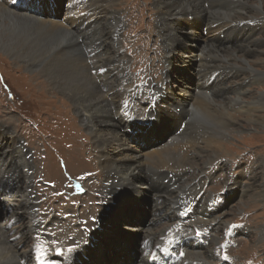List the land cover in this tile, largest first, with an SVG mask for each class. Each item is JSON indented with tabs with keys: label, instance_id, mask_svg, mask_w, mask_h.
Masks as SVG:
<instances>
[{
	"label": "rangeland",
	"instance_id": "1",
	"mask_svg": "<svg viewBox=\"0 0 264 264\" xmlns=\"http://www.w3.org/2000/svg\"><path fill=\"white\" fill-rule=\"evenodd\" d=\"M4 1L6 2L8 0H3V2L0 3L4 4ZM37 1H39V4H36ZM62 1L63 0H32V4L28 7V11L35 15L41 14V16L47 17L51 14L55 19H58ZM91 1L96 2L94 0ZM113 1L114 2L108 6H106L105 3H99L103 10L99 18H95L89 14L88 5H82L78 14L87 11L88 15L84 19H79L77 14L74 19L67 20L70 23L64 22L69 12L68 6L65 5L63 13L59 16L58 21L66 25L70 30L77 28V25L73 23L88 24L89 26H94L97 23L99 26L97 31H101V34L106 33V35H102V37H107H103L105 41H89L85 28H80L79 31L73 32V39L76 38L75 40L82 41L79 45L84 53L86 51H101V54L95 59L92 57H85L87 64L110 59L119 60V52L122 51V53L125 54V59L127 60L121 64L126 70L118 75L119 72H117V69L109 67L110 71L107 76L109 77V85L115 84L118 90H115V92L123 96L126 95L124 103L129 107V103L132 102L130 101L132 99V93L129 91L127 95L129 89L127 85L131 86L133 84L142 85V83H149L148 85L153 86L164 79L166 64L164 61L165 50L162 41L166 40L161 34V25L157 15L158 10L155 8V0ZM257 2H261L264 9V0H212L208 3L207 8L204 7L209 12L215 11L217 13L212 17H217L218 19L223 18V20H229L230 18V22H228L229 26H227L229 30L227 34H225L223 41L255 42L251 43L249 46L251 48L250 50L256 51L255 54H249L246 58L251 60L250 62L253 61V63H251V66L254 67L253 69L264 72V13L257 14L254 11L255 8L253 6L257 4ZM8 8L11 9L9 6ZM17 10H15L16 14H19L20 10L23 11L21 8ZM165 10H167V8H165L164 11ZM119 16L121 18H119ZM18 17L19 16H16V18ZM211 20L212 19L206 16L202 18L203 23H198L196 20L189 19V22L192 23L194 28V35H192H198L200 32V39L214 37L215 35L208 36L207 30L203 31L200 28L205 27V22ZM1 22L2 25L4 24L3 26H5V28L8 26L10 27L11 23L7 19ZM223 23L227 24V22ZM23 27L25 29L20 28L22 30L21 32H27L26 34L29 36L28 41H25L26 43L33 45L37 49L39 47L44 53L50 50L51 45L48 43H51V41H47V39L42 41L38 38V34L44 36V32L41 31V28L37 27L35 23L24 24ZM118 27H120L119 36L114 39V30ZM197 27L198 30L195 29ZM97 31L94 30L95 33H97ZM218 31H221V29ZM90 33L91 30H88L87 34L89 35ZM189 36L190 35H187L185 39L188 43H191L194 39ZM222 36L221 34L220 37L222 38ZM85 41H88V43L86 44ZM235 46L236 42H234L232 47L235 49L233 50L235 55L237 57L245 56L243 53L244 50L242 51L239 47L235 48ZM22 51L25 52L24 49H22ZM211 53L213 52L211 51ZM228 53L227 51H225V53L223 52L224 56L227 55L226 57L229 56L231 58V52ZM230 58L227 62L230 63L229 65H226L227 63L224 60L221 61L219 58L214 60L217 64L216 67L225 70V72L221 71V73L228 75L225 84L220 86V88L235 87L236 84H239L241 85L240 90H242V93H240L239 90V93L236 92V94L247 101H254V98H257L260 93H264V79L259 81V79L251 78L248 83L246 79H243L248 76V71L245 70L244 63L240 58H236L232 65V60ZM178 62L179 60L176 58L175 64L172 67V83H177L179 80V73H183L180 62ZM28 63L31 62L23 58H12L9 53L0 49V133L3 134L5 128H8V130L14 132L16 137L22 141L25 148L30 152L29 155L26 156V160H28V163L32 167L34 162L31 178L33 182L32 189L36 194L37 201L35 207L37 211L36 217H38L40 222H45L41 220L46 217L44 216L45 213L42 212V210L39 213V210L42 208L41 204L47 202V207L49 209L47 211L52 210L56 212V215L54 214L51 220L59 221L58 228L55 229L56 232L53 231L54 234L50 236V238L53 237L49 242L50 245L54 250H60L64 245H68L65 248L66 250H73V248L77 246V239H80V235L76 236L72 235V233L74 231L79 233L81 231V226L86 225L91 227L93 225L92 222L95 221L96 218L104 217L102 228L105 229L108 226L115 228L114 231L119 232V238L115 236L114 242L111 237H108L107 241L103 244L105 249H101L99 254L96 251L93 259L90 256L91 262H93V264H118L120 262L130 264L134 259V252L132 254V250H134V245L137 244V239L141 238V234H139V231H136V233L124 231L121 225L125 220L130 218L129 215H131V219H137V222L135 221L136 223H144L143 219L145 220L151 211L150 201L152 195L149 193L150 190L146 185L143 186V192L133 202L136 210H133L131 214L126 213L124 220L118 217L120 209V207L117 206L119 205L118 201V203L114 205V210H110L109 207H107L110 206L112 202H110V200L108 201V198L100 192V189L103 188L104 174L100 169L102 166L100 167L98 163L99 150L96 140L85 131L86 128L83 122L80 121L79 115L75 113V106L71 99L58 91L54 85H51L49 81L45 79L46 77L43 76L40 69L30 67ZM126 71L130 73V78L128 80L126 79L125 86L123 77L127 75ZM184 79L188 82L189 86L192 87L196 77L192 73L185 76ZM94 80L97 83L96 78H94ZM138 81L142 83H136ZM148 85L145 84L143 86L146 87ZM103 89L109 90L108 86H106V88L103 87ZM204 91L205 90L202 92ZM236 94L223 90L222 93L220 92L219 94L213 95V100L218 103L220 109H224V106H229L228 104L236 97ZM165 98L166 101L169 102L168 108L172 110V114H169L168 110V112L162 110L165 108L163 104L158 105L157 110L159 115L161 116V114L163 115V113H165L164 117H162L163 121L161 122L163 126L155 123V117L154 125L152 124L144 130H139L134 133L136 140L130 141L128 139V142L136 144L139 148L142 147L143 144L146 147L149 145L146 142L152 140L159 142L178 126L174 119H176L177 116L179 118L182 113L188 111V108L186 110L183 107L179 108L176 104L174 105L177 100L175 101V99H173L175 98L173 93L172 95H165ZM112 100L116 106H119L115 93H112ZM177 108L180 109V112L176 111ZM160 109L163 113H160ZM228 113L232 116V119L229 121L230 124L227 128L225 127L224 129L214 126L212 119L208 118L211 117L210 114L202 113V117L197 124L198 134L202 133L200 135L201 137H206L207 135L215 137L223 146L222 148L225 150V154L219 162L213 161L212 163L203 165L202 162H204L207 157H212L215 152H218V148L204 145L205 143L203 140L205 138H202L199 143L200 149H198L196 155L192 154L191 150V152L183 158L185 162L192 163V168H197V170L188 172L182 184L185 186L196 183L198 187L201 188L203 196H212L214 199L226 201L225 204H221L224 205L222 213L225 211V214L219 220L217 231L212 232V230L210 232V234L215 236V239L212 238V240H209V244L203 248V250L209 248L215 251L214 255L216 256H209L207 254L202 255L203 260L207 264H220L219 262L222 258H219V255L220 257L230 259L232 264H264V195H259L257 193L263 190L259 187V183L264 185V124L260 125L257 119H259L258 116L260 117L264 113L254 111L244 114L239 109L231 108H228ZM158 127H160L161 131L157 132ZM178 141H182V138H179ZM0 144V149L2 150L4 142L1 141ZM219 151L221 152V150ZM15 157L20 159L19 156ZM30 157L33 162H30ZM8 161L7 156H3L2 152H0V223L1 230L8 233L6 238H8L7 241L9 244L5 246L4 250L7 251V246L13 243L14 253L21 255L26 249L28 250L33 240L32 235L27 234L25 231L28 229L26 225L31 216L27 208L28 201L25 192V187L27 185L26 179L21 178L19 172L21 168L24 173L27 172L28 169L24 167V165H21L20 160H17L15 164L18 165L17 167L19 168L10 167ZM220 161H225V169L220 167ZM201 164L203 165L202 171L199 170ZM43 173L45 180L48 181L51 186L45 185L49 187L47 188V194L45 190H42L43 192L45 191L44 193L38 194L35 186L36 181L34 180L37 178V175L43 176ZM230 176L235 177L239 182L237 189H234L236 191L239 190L235 195H232V193L226 190V188L230 186V183L233 182ZM251 176H254L252 180L249 179ZM141 179L144 180L143 175ZM248 183H250V186L252 185V188L250 190V186H248L249 190L245 193ZM15 185L17 187H15ZM42 188H44V186ZM18 189L20 190L18 191ZM179 191H177L176 194H169L170 200H172L170 202L176 201L175 198ZM193 194L194 192H190L188 197H192ZM143 198L146 200L144 201ZM141 211L144 218L139 214ZM113 216H115V218H113ZM10 219H13L14 223L9 227L8 221ZM110 221L113 222L112 225L109 224L111 223ZM159 224L160 225L153 230L158 231L169 226L170 222L161 221ZM236 224H242L244 226V231H241L231 244V242L226 241L227 239L224 235V231ZM98 232H101V230H98ZM82 240L83 239H81V242ZM124 243L128 244L127 248L124 247ZM90 246L92 248L93 244ZM122 254L124 257L121 256ZM7 255L8 256H4L1 250L0 264H10L13 261L12 256L10 254Z\"/></svg>",
	"mask_w": 264,
	"mask_h": 264
},
{
	"label": "bare ground",
	"instance_id": "2",
	"mask_svg": "<svg viewBox=\"0 0 264 264\" xmlns=\"http://www.w3.org/2000/svg\"><path fill=\"white\" fill-rule=\"evenodd\" d=\"M94 1L96 2H92L91 0H82V3L80 1V3L78 4L77 0H67L66 2L68 5L66 4V6H68L69 8V12L65 17L66 19L64 20V22L70 23L67 20L74 19L82 5H88L89 14L95 18H99L103 11L99 3H105L106 6H108L112 2H114L113 0ZM210 1L212 0H155V8L159 13H157V15L161 25V34L166 40L162 41L165 50V77L158 84H155L153 86L148 85L144 87L143 85L139 84H135V86L134 84L131 86L127 85L129 86L127 95L129 94V91H131L132 100H136L135 107L133 106L132 115L135 120L128 119V113L124 116V108H128L124 103L126 95L123 96L122 94L115 92V90H117L116 86L115 84L109 85V77L107 76L110 71L109 67L117 69V72H119L118 75L122 74L126 70L121 64L122 62H126L127 60L125 59V54H123L122 51L119 52V60L110 59L106 61L91 62L87 64L85 57H92L95 59L98 55L101 54V51H86L84 53L79 45L82 41H77L75 40L76 38L73 39V32L79 31L80 28H85L86 35L89 41H105L104 39L107 37L103 36L105 37L103 39L102 35H106V33L101 34V31H97V28L99 27L97 23L94 26H89L88 24L73 23L77 25V28L70 30L66 25L58 21V19H55L54 16H51V14L49 15V17H47L41 16V14L35 15L30 13L28 11L29 3H27L26 0H22V5H17L16 7L12 0H8L6 2L4 1V4L0 3V49H3L4 52L9 53L12 58H23L28 60L29 62H31L28 63L30 67L40 69V71H42L43 73V76L46 77L45 79H47L51 85H54V87H56L58 91L62 92L67 96V98L71 99L75 106V113L79 115L80 121L83 122L86 128L85 131L88 132V134L94 140H96L99 150L98 163L100 164V167L102 166V168L100 169L104 174L103 188L100 189V192L108 198V201L110 200V202H112L111 205L107 207H109L110 210H114V205L119 202V205H117L118 207H120L118 217L123 218L124 220L126 213L131 214L133 210H136L133 202L143 192V186L146 185L150 190L149 193L150 195H152L150 201L151 212L145 219V225L136 223L137 219H131V215H129L130 218L125 220L121 225V228L129 233H136V231H139V234H141V238H139L140 240L149 238L150 240L156 241L157 238L163 234L164 230L177 220V214L186 209L188 202H193L196 200L198 193H201V195L196 200L194 216L190 221L189 227L192 229H202L203 227H205L208 230L207 232H211L212 230V232L217 231L219 220L225 214V211L222 213L224 205H218L215 209L209 211L212 206H215L213 202L214 198L212 196H203L201 188H199L198 184L196 183L183 186L182 181L186 178V174L190 171L197 170V168H192V163L185 162L183 158L187 154H189L191 150L192 154L196 155L198 149H200L199 143L201 142L202 138H205L203 140V142L205 143L204 145L218 148V152H215L212 157H207L204 162H202L203 165L212 163L213 161L219 162V160L224 157L225 150L222 148L223 146L221 145V143L215 139V137H212L211 135L201 137L200 135L202 133L198 134L197 124L198 121H200L203 112L210 114L211 117L208 118L212 119L215 127H221V129H224L225 127L227 128V126L230 124L229 121L232 119V116L228 113V108L239 109L244 114L254 111L264 113L263 92L260 93L257 98H254V101L249 100V102L245 99H242V97L236 94V92H238L241 88V85L239 84H236L235 87L220 88V86H223L225 84L228 75L221 73V71L225 72V70L216 67L217 64L214 62V60H217L219 58L221 61L224 60L227 63L230 57H226V54V56H224L223 52L225 53V51L229 53L231 52L230 54H232V57L230 59L232 60V65L233 61L236 58H240V60L244 63L245 67H243L248 71V76L246 78L244 77L243 79H246L248 83L251 78L259 79V81L263 80L264 72L258 69H253L254 67L251 66V63H253V61L250 62L251 60L246 58V56L249 54H255L256 51L250 50L251 48L249 47L251 43L255 42L223 41L225 34H227L229 30V27L227 26H229L228 22H230V18L229 20H223V18L218 19L217 17H212L217 13L215 11L209 12L207 9H205V7L207 8ZM0 2H3V0H0ZM8 6L11 7V9L8 8ZM253 7L255 8L254 11L257 14L264 13L261 2H257V4H254ZM18 8L23 9V11L20 10V13L16 14L15 10H17ZM165 8H167V10L164 11ZM80 14L81 13L77 15L79 19H84L88 15L87 11L83 12L84 15H82V17H80ZM16 16H19V19L16 18ZM191 16L193 17V20L200 22H202V18L204 16L212 19L211 21L205 22V28L207 30L208 36H215L212 38L206 37L200 39V32L198 33V35L196 34L195 36H193L194 28L192 26V23L189 22ZM119 18L121 17L119 16ZM4 19L10 21V27L8 26L7 28H5V26H3L4 24H1V21ZM223 22H227V24H224ZM32 23H35L36 26L41 28V31L44 32V36L38 34V38L40 40L43 41L47 39V41H51V43H48L49 45H51L49 51H45L44 53V51L42 49L41 51L38 47L40 51L39 52L38 49L33 45L25 42L28 41L29 36L26 34L27 32H21L22 30L20 28L25 29L23 27L24 24ZM119 28L120 27L114 30V39L118 38L119 36ZM195 29L198 30V27ZM219 29H221V31H218ZM88 30H91V33L89 35L87 34ZM94 30L97 31V33H95ZM221 34L223 35L222 38L220 37ZM187 35H190L189 37L194 39L191 43H188V41H186L185 37ZM108 40L112 41L110 39ZM85 42L86 44L88 43V41ZM234 42H236L235 48L239 47L240 49H242V51L244 50L243 53L245 54V56L237 57L235 55L233 51L235 49L232 48ZM22 49H24L25 52H23ZM211 51L213 53H211ZM32 58H35L36 60ZM176 58L180 62L181 70L183 71V73L180 71L181 73H179L180 75H178V82L172 83V67L175 64L174 62ZM229 64L230 63H227L226 65ZM99 69H103L101 74L98 73ZM192 73L193 75H195L196 80L194 81L192 87H190L188 82H186L184 78L185 76ZM126 74L127 75L123 77L125 86L126 79L128 80L130 78V73L128 71H126ZM213 75L216 77L213 82H210V78ZM94 78H96L97 83L95 82ZM106 86H108L109 90L103 89V87L106 88ZM152 88L162 96L170 94L172 95L173 93V95L175 96V98L173 99H175V101L177 100V102L174 101V105L176 104L177 106H179V108L183 107L186 110L188 108V111L182 113L183 115L181 114L179 118L177 116V118L174 119L178 124L182 121H185V126L179 133H176V130L173 129L165 138H162V140H160L159 142H156L154 140L148 141L146 143L149 145L145 147L143 144V146L139 148L136 144L128 142V139L130 141L136 140V136L132 132V129H138L139 131V129H145L148 126L144 124L139 125L138 121H148L151 117H156L155 123L160 125L163 121L162 117H164L165 115L162 110H168L171 112L169 114H172V110L168 108L169 102L166 101L165 97L160 100V103L165 105L164 109H160V113H163V115L161 114L160 116L158 113V103L155 105V108L153 110H150V112L146 114L145 109L147 107V104L144 103V99L146 98V96H139V92L143 91V94L151 95ZM203 90L205 91L202 92ZM223 90H227V92L236 94V97L233 98L231 102L229 101L230 103L228 102V107L224 106V109H220L218 103L213 100V95L219 94L220 92L222 93ZM239 92L242 93V90H240ZM112 93H115V95L117 96V102L119 106H116L113 103ZM150 98L151 100H153L152 97ZM258 118V123L260 125H263L264 114L260 117L258 116ZM160 126H163V123ZM158 131H161L160 127H158L157 132ZM179 138H182V141L179 142ZM1 141H3L4 144L2 150L0 149V152H2L3 156H7L10 167L19 168L17 167L18 165L15 164L17 163V160H20L21 165H24V167L28 169L27 172L24 173L21 168L19 172L21 178L26 179L27 185L25 187V192L28 201L27 208L31 216V218L28 219V224L26 225L28 226V229L25 231L27 234L32 235L33 238V235L35 233L38 234V232L42 228V222H40L38 217H36L37 211L35 207L37 201L36 194L32 189L33 182L31 177L34 168V162L30 157V162H33L32 167L28 163V160H26V156H28L30 152L27 148H25L22 141L16 137L14 132L8 130V128H5V132L3 134L0 133V142ZM219 150H221V152ZM15 156H19L20 159L16 158ZM202 164L200 165L201 168L199 169L201 171L203 170ZM220 167L223 169L226 168L225 161H220ZM169 174H171L170 178H168ZM142 175L144 176V180L141 179ZM166 178H168L167 182L165 181ZM252 178H254V176H251V178L249 179L252 180ZM230 179L233 182L230 183V186H228L226 190L232 193V195H235L239 190L236 191L234 189H237V187L239 186V182L233 176H230ZM248 186H250V183H248L247 189H245V193L252 188V185L249 189ZM15 187L17 186L15 185ZM259 187H261L263 190H261V192L257 190V193L259 195H264V185L259 183ZM19 190L20 189H18V191ZM177 191L179 192L177 197L175 198L176 201L170 202L172 200H170L169 194H176ZM190 192H194L192 196L193 198L188 197V194ZM225 203L226 201H224L223 204ZM139 214H141V217L144 218V216L142 215V211ZM113 218H115V216H113ZM161 220H163L164 222H170V225L158 231L153 230L160 225L159 223L161 222ZM101 223H104V217ZM112 223L113 222L109 224L112 225ZM145 226L149 227L147 228ZM114 229L115 228L108 226L105 229L101 228V232L94 234L91 239V242L94 243V246L92 248L89 246L80 245L77 250L65 252L64 249L68 245H64L61 247L62 252L66 255H69V260L73 262H81V264H93V262H91V258H94V253H96V251L99 254L101 249L104 250L103 244L107 241V238L111 237L113 240L115 236L119 238V232L114 231ZM7 235V232H3L1 230L0 223V252L2 250L4 256H8L7 254H10L12 256L13 261L10 264H31V246H29L28 250L26 249L21 255H17L16 253H14V248L12 246L13 243L7 246V251L4 250L5 246L9 244L7 241L8 238H6ZM212 238L215 239V236L210 234L208 241L212 240ZM203 248V245L195 246L193 242L188 244L186 256L184 259L185 261H187V264H192L193 262H195L196 264H207L202 258L203 254L216 256L214 255V250H210L209 248H207V250H203ZM82 253L86 256L85 259L81 257ZM67 260L68 258L66 259V261ZM124 263L129 264L126 262ZM130 264L149 263L147 262V259L141 255V250H139L137 255H135V260Z\"/></svg>",
	"mask_w": 264,
	"mask_h": 264
},
{
	"label": "snow or ice",
	"instance_id": "3",
	"mask_svg": "<svg viewBox=\"0 0 264 264\" xmlns=\"http://www.w3.org/2000/svg\"><path fill=\"white\" fill-rule=\"evenodd\" d=\"M101 71H103V69H101ZM69 251H71V249H69Z\"/></svg>",
	"mask_w": 264,
	"mask_h": 264
},
{
	"label": "water",
	"instance_id": "4",
	"mask_svg": "<svg viewBox=\"0 0 264 264\" xmlns=\"http://www.w3.org/2000/svg\"><path fill=\"white\" fill-rule=\"evenodd\" d=\"M143 200H146V199L143 198Z\"/></svg>",
	"mask_w": 264,
	"mask_h": 264
},
{
	"label": "trees",
	"instance_id": "5",
	"mask_svg": "<svg viewBox=\"0 0 264 264\" xmlns=\"http://www.w3.org/2000/svg\"><path fill=\"white\" fill-rule=\"evenodd\" d=\"M106 247V246H105ZM107 248V247H106ZM105 249V248H104Z\"/></svg>",
	"mask_w": 264,
	"mask_h": 264
}]
</instances>
